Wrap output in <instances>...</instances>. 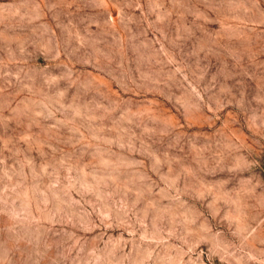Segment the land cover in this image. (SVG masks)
<instances>
[{
  "label": "rangeland",
  "instance_id": "rangeland-1",
  "mask_svg": "<svg viewBox=\"0 0 264 264\" xmlns=\"http://www.w3.org/2000/svg\"><path fill=\"white\" fill-rule=\"evenodd\" d=\"M0 264H264V0H0Z\"/></svg>",
  "mask_w": 264,
  "mask_h": 264
}]
</instances>
